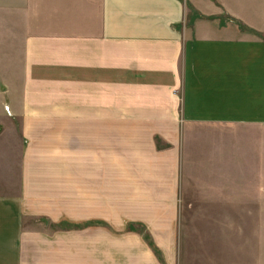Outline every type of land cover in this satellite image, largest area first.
I'll return each instance as SVG.
<instances>
[{
    "label": "crops",
    "instance_id": "1",
    "mask_svg": "<svg viewBox=\"0 0 264 264\" xmlns=\"http://www.w3.org/2000/svg\"><path fill=\"white\" fill-rule=\"evenodd\" d=\"M0 85V264H183L186 172L264 203V0H0Z\"/></svg>",
    "mask_w": 264,
    "mask_h": 264
},
{
    "label": "rangeland",
    "instance_id": "2",
    "mask_svg": "<svg viewBox=\"0 0 264 264\" xmlns=\"http://www.w3.org/2000/svg\"><path fill=\"white\" fill-rule=\"evenodd\" d=\"M9 93L1 89L0 100ZM200 174L205 173L195 172L192 178L186 172L184 178L179 226L183 264H264V203L212 200L206 194L208 180Z\"/></svg>",
    "mask_w": 264,
    "mask_h": 264
}]
</instances>
